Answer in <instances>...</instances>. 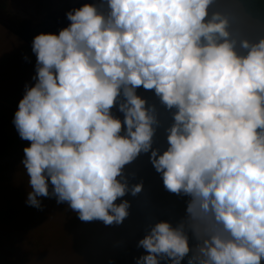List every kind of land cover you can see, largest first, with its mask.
<instances>
[{"label": "clouds", "instance_id": "1", "mask_svg": "<svg viewBox=\"0 0 264 264\" xmlns=\"http://www.w3.org/2000/svg\"><path fill=\"white\" fill-rule=\"evenodd\" d=\"M106 2L107 14L85 4L32 41L36 83L13 121L30 142L27 205L55 198L81 221L122 224L131 205L116 202L143 190L123 170L151 152L166 190L191 199L179 225L150 226L137 264H182L189 232V264H264V38H235L214 0ZM153 91L176 110L163 154Z\"/></svg>", "mask_w": 264, "mask_h": 264}, {"label": "rangeland", "instance_id": "2", "mask_svg": "<svg viewBox=\"0 0 264 264\" xmlns=\"http://www.w3.org/2000/svg\"><path fill=\"white\" fill-rule=\"evenodd\" d=\"M85 4L104 14L109 11L106 0H0V264H137L147 254L138 243L150 226L170 222L175 227L186 218L191 198L166 190L151 163V152L141 153L123 170L129 187L142 184L143 190L116 202L127 200L131 205L122 224L81 221L55 198H41L43 210L26 203L30 189L22 161L30 142L21 139L13 121L26 88L36 83L37 57L31 44L37 35H58L69 27L67 13ZM210 13L227 18L237 39L264 38V26L249 18L235 0H214ZM144 98L157 119L152 149L163 154L176 110L167 109L154 91ZM188 236L192 252L182 264L196 255L197 240L191 232Z\"/></svg>", "mask_w": 264, "mask_h": 264}, {"label": "trees", "instance_id": "3", "mask_svg": "<svg viewBox=\"0 0 264 264\" xmlns=\"http://www.w3.org/2000/svg\"><path fill=\"white\" fill-rule=\"evenodd\" d=\"M244 13L252 20L264 26V0H235ZM22 172L26 173L22 168Z\"/></svg>", "mask_w": 264, "mask_h": 264}]
</instances>
